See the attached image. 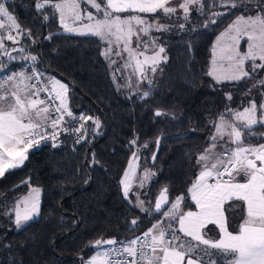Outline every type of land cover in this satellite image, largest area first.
<instances>
[{
    "label": "snow or ice",
    "instance_id": "snow-or-ice-1",
    "mask_svg": "<svg viewBox=\"0 0 264 264\" xmlns=\"http://www.w3.org/2000/svg\"><path fill=\"white\" fill-rule=\"evenodd\" d=\"M219 6L238 10L239 14L234 12V19L217 35L210 52V70L205 74L216 84L238 83L264 70V0H219ZM206 7H210L207 0H180L178 4L173 0H36L35 3L37 11L50 8L53 16L58 13L66 32L91 35L105 42L108 47L103 55L110 64L116 63L110 58L113 46L117 56L126 52L123 68H131V75H138L141 82L148 78V71L155 73L157 66L166 61L165 48L155 41L142 40L141 33L148 36L151 30L167 31L168 24L160 23L163 17L171 19L179 10L182 19L188 21L192 11L204 15ZM224 15L225 12L212 11L205 17L203 27L217 24ZM44 19H48L47 14ZM179 27L185 25L181 23ZM21 37L33 39L31 30L25 31L4 0H0V57L15 61L13 52H25L22 45L14 47L20 44ZM150 47L152 54L148 55ZM19 59L35 63L37 56ZM4 70V62L0 60V71ZM259 85L264 88V78ZM69 91L67 83L55 76L45 77L37 69L14 71L0 79V177L23 166L29 150L41 141L55 142L61 133H67L75 134L76 142L80 143L91 130L86 127L89 121L96 129L100 128L98 118L73 113ZM247 94H251V89ZM148 95L147 91L143 93L145 97ZM226 97L231 100V93ZM261 97V102L250 99L242 110L226 107L211 122L213 131L194 161L197 174L184 193L170 200L169 190L163 188L154 201V209L144 207V201L139 202L137 206L145 213L154 210L158 214L153 217L156 222L141 236L127 240L98 238L88 247H111L97 250L89 259L81 257V264H264V132L257 136L255 131L258 126L264 127V92ZM155 115L165 113L156 111ZM256 139L260 142L253 143ZM131 143L135 145L136 140ZM155 158L153 155L152 159ZM137 159L133 153L119 181L125 199ZM152 175L145 170L140 186ZM29 188L28 194L19 198L11 210L17 229L40 214L41 189L31 185ZM130 223V231L134 232L139 221L132 219Z\"/></svg>",
    "mask_w": 264,
    "mask_h": 264
},
{
    "label": "trees",
    "instance_id": "trees-1",
    "mask_svg": "<svg viewBox=\"0 0 264 264\" xmlns=\"http://www.w3.org/2000/svg\"><path fill=\"white\" fill-rule=\"evenodd\" d=\"M4 2L21 27L31 30L33 39H24L22 45L26 52L37 56L43 73L69 85L70 109L75 115L98 118L100 132L95 133L88 122L91 130L85 141L74 144L63 137L59 146L41 145L29 151L23 166L0 177V209L29 185L42 191L39 216L22 228L13 227L11 213L7 219L0 215V264H81L80 258L89 257L94 248L88 245L96 239L126 240L155 222L154 210L145 213L120 189L134 151L142 168L154 173L145 190L144 207L153 208L163 188L173 200L196 174L194 161L213 131L211 122L226 107L245 105L251 78L216 84L205 74L213 40L239 11L221 8L219 0L215 4L207 0L210 7L204 15L193 14L183 33L163 39L168 59L157 82L146 90L149 95L127 99L97 37L63 32L55 16L44 19L49 10L37 11L36 0ZM212 11L226 15L205 28V17ZM0 60L9 68L26 64L7 57ZM156 111L165 115L157 117ZM255 131L259 136L264 127ZM132 219L139 221L134 232Z\"/></svg>",
    "mask_w": 264,
    "mask_h": 264
},
{
    "label": "rangeland",
    "instance_id": "rangeland-1",
    "mask_svg": "<svg viewBox=\"0 0 264 264\" xmlns=\"http://www.w3.org/2000/svg\"><path fill=\"white\" fill-rule=\"evenodd\" d=\"M44 10H49V12H47L46 14L48 16L49 15L53 16L52 15V12H53L52 9L45 8ZM92 11H95V10H92ZM195 13H197V12L196 11H192L188 21H184L182 19V15L183 14H182V11H179V10L176 13V15H174L171 19L163 17L160 20V23H167L168 24V30L167 31L151 30L148 36H143V34L141 33L142 40H144V41H155L156 45L163 46L165 48V46L163 44V39L169 38V37H173V36H177V35L183 33L186 25L190 22L192 15L195 14ZM54 16L59 21V14L57 13ZM181 23H183L185 25L184 28H180L179 27V24H181ZM216 37H215V39H216ZM215 39L213 40L210 49L212 48V45L215 43ZM23 41H24V38L21 37L20 45H23ZM101 43H102V54H103L105 49L108 47V45L105 42H103V41H101ZM135 46H136V42H135V37H134L133 38V47H135ZM241 46H242V50H244L245 44H244L243 41H242ZM116 50L117 49H115V47L113 46V53L111 54V57H110L112 60L116 61L115 64H110L109 63V58L105 57L104 55L103 56L108 61L109 67L111 69V72H112L115 80H116V83H117V86H118V89H119L121 95L123 97L127 98V99L141 97L143 95V93L149 87L154 85L157 82V80L159 79V77L161 76L163 66H164L165 62L167 61V59H168V55H167L166 51L163 54L164 56H166V61L161 62L157 66V70H156L155 73H152V72L148 71L147 72V77L148 78L141 82V80H140L138 75H131V73H132V69L131 68H128V69H124L123 68L124 61L127 60L128 54L126 52H123L120 56H117V55H115V51ZM147 54L148 55L152 54L151 47L149 48V51H148ZM140 59H143V58L140 57ZM210 60H211V57H210ZM210 60H209V64H208V71L210 70ZM25 67H26V65H25ZM26 69H28V68L26 67ZM261 78H264V70H259L258 73L254 74V77H251L252 82H251V85H250V88H249V89H251V94L250 95L247 94L246 103H245V105L243 107L248 106L247 102L250 99H255L257 102H261L262 101L261 93L264 92V88H262L259 85V80ZM62 82H64V81H62ZM254 85H255V87H254ZM243 107L238 108V109L242 110ZM89 122L91 123V121H89ZM92 127H93V131L95 133H99L100 132V128L96 129L94 125H92ZM133 153H136V152L134 151ZM133 153L129 156V159H128V162L126 164V167H125L124 171L127 169L129 161L132 160ZM136 155L138 157V159H137V168H136L134 177H132L131 188H130L129 195H128L127 199L129 201H131L134 205L137 206L140 201H144V195H145L146 187H147L148 183L154 178V175L150 176L147 180H144L143 187L140 186V181L143 180V178H144L145 170H147V171H149L151 173H153V172L150 169H148V168H142V166L139 163V156H138L137 153H136ZM122 178H123V174L121 176V179ZM31 187H38V186L31 185ZM120 189H121V192L123 194V187H122L121 184H120ZM29 191H30V188L28 186V188L23 193H21L16 198L11 200L6 208H1L0 209L1 213L5 212V211L11 213L13 205L16 202H18L19 198H22L23 196L27 195ZM41 194H42V191H41ZM2 216L5 219H7L9 217V215H2ZM12 219H13V217H12ZM13 227L16 228L14 223H13Z\"/></svg>",
    "mask_w": 264,
    "mask_h": 264
},
{
    "label": "crops",
    "instance_id": "crops-1",
    "mask_svg": "<svg viewBox=\"0 0 264 264\" xmlns=\"http://www.w3.org/2000/svg\"><path fill=\"white\" fill-rule=\"evenodd\" d=\"M180 2V0H173V3H175V4H178ZM122 15H126V14H122ZM58 21V20H57ZM58 23H59V26H60V28H61V30L63 31V32H65V33H69V32H66L64 29H63V27L60 25V22L58 21ZM69 34H75V33H69ZM76 35H78V34H76ZM5 43L7 44V45H9L10 47H12L13 45H11V42H9V41H5ZM21 45L20 44H17V45H14V47H17V48H19ZM12 55L13 56H16L17 57V59L15 60V61H12V62H16V61H21V59H19V57H21V56H25V55H28V56H30L26 51L25 52H13L12 53ZM25 62H26V60H24ZM13 66V65H12ZM14 71H26V72H28L29 71V69H26V67H25V64L24 65H20V66H13V67H10L9 68V66L8 65H6L5 66V70L4 71H0V79H2L4 76H6V75H11ZM44 76L45 77H48V76H53V75H51V74H46V73H44ZM30 150H32V149H30ZM29 150V151H30ZM29 153V152H28ZM195 166H196V174H197V169H198V166L195 164ZM195 174V175H196ZM156 222V221H155ZM154 222V223H155ZM104 245L100 248V249H93V251H92V253L89 255V257L87 258V259H89L90 257H91V255H94L95 254V252L97 251V250H99V251H104Z\"/></svg>",
    "mask_w": 264,
    "mask_h": 264
},
{
    "label": "built area",
    "instance_id": "built-area-1",
    "mask_svg": "<svg viewBox=\"0 0 264 264\" xmlns=\"http://www.w3.org/2000/svg\"><path fill=\"white\" fill-rule=\"evenodd\" d=\"M25 65H26V67L29 69V71H30L31 69H37L39 72L43 73V71L37 66L36 62L33 63L32 61L27 60ZM43 74H44V73H43ZM66 119H67V118H66ZM63 137H67V138H69L74 144H79V143L76 142V135H75V134L61 133V134L59 135L57 141H55V142H53V141H51V140H48V141H41L39 145L34 146L32 149L39 148L41 145H44V144H52V145H53V143H55L56 146H59V145H61V143H62V138H63ZM86 139H87V136H86ZM86 139L82 140L81 142L85 141ZM81 142H80V143H81ZM148 228H149V227H148ZM148 228H146L145 230H143V231L137 233V234L134 235V236H141L142 233H143L144 231H146ZM134 236H132V237H134ZM132 237H130V238H132ZM130 238H128V239H130ZM126 240H127V239H126ZM110 247H111V246L104 245V248H103V249H104V251H105V250H107V249L110 248Z\"/></svg>",
    "mask_w": 264,
    "mask_h": 264
},
{
    "label": "water",
    "instance_id": "water-1",
    "mask_svg": "<svg viewBox=\"0 0 264 264\" xmlns=\"http://www.w3.org/2000/svg\"><path fill=\"white\" fill-rule=\"evenodd\" d=\"M157 196H158V195H157ZM157 196H156V197H157ZM155 199H156V198H155ZM154 201H155V200H154ZM153 209H154V204H153Z\"/></svg>",
    "mask_w": 264,
    "mask_h": 264
}]
</instances>
